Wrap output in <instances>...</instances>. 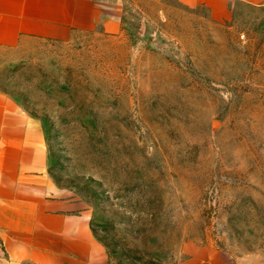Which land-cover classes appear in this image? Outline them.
<instances>
[{"label":"rangeland","instance_id":"rangeland-1","mask_svg":"<svg viewBox=\"0 0 264 264\" xmlns=\"http://www.w3.org/2000/svg\"><path fill=\"white\" fill-rule=\"evenodd\" d=\"M120 9L116 34L41 42L0 89L41 121L109 264H264V7Z\"/></svg>","mask_w":264,"mask_h":264},{"label":"crops","instance_id":"crops-1","mask_svg":"<svg viewBox=\"0 0 264 264\" xmlns=\"http://www.w3.org/2000/svg\"><path fill=\"white\" fill-rule=\"evenodd\" d=\"M226 18L230 5L264 0H181ZM120 0H0V69L44 41L80 31L116 34ZM87 205L52 177L44 127L0 89V256L14 263L109 264ZM196 255L179 264H206Z\"/></svg>","mask_w":264,"mask_h":264}]
</instances>
